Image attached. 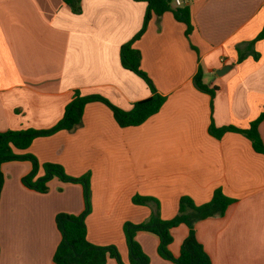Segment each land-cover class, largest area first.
<instances>
[{"label":"crops","instance_id":"crops-1","mask_svg":"<svg viewBox=\"0 0 264 264\" xmlns=\"http://www.w3.org/2000/svg\"><path fill=\"white\" fill-rule=\"evenodd\" d=\"M184 5L194 26L189 36L168 11L153 16L134 42L142 71L165 97L157 114L122 128L107 104L89 103L79 127L39 137L24 154L41 165L59 164L69 176L90 175L87 239L115 246L125 264V225L147 222L157 208L135 204V196L156 199L161 217L171 220L182 197L200 206L217 189L235 201L224 216L196 223L198 241L213 264H264V155L242 132L211 133L212 126L247 130L264 111V39L253 47L257 60L249 55L238 62V47L264 28V0ZM147 6L79 0L75 11L65 0H0V132L54 127L76 91L123 111L150 98L147 83L121 62V48L142 30ZM199 69L214 96L195 86ZM259 134L264 144V121ZM2 171L0 264H56L62 240L56 217L83 213V187L53 178L46 193L30 189L23 183L32 171L28 160L6 162ZM44 174L41 169L38 177ZM188 233L185 224L173 230L174 257ZM136 240L151 264H171L159 255L158 236L140 231Z\"/></svg>","mask_w":264,"mask_h":264},{"label":"trees","instance_id":"trees-1","mask_svg":"<svg viewBox=\"0 0 264 264\" xmlns=\"http://www.w3.org/2000/svg\"><path fill=\"white\" fill-rule=\"evenodd\" d=\"M79 0H65L75 8ZM147 2V12L144 26L136 37L121 48L122 66L140 76L149 86L152 96L146 100L133 104L130 111H123L112 105L106 98L99 95L82 96L76 91L72 101L66 106L63 118L52 128L46 130L27 129L19 131L0 132V198L5 176L2 165L6 162L17 160H28L32 163L31 173L23 179V183L39 193L48 191V183L53 178L62 182L80 184L83 187L85 208L82 214L72 215L60 213L56 217V223L62 240L54 254L53 260L56 264H107L109 258L115 259L118 264L123 263L121 256L115 246H97L87 239L86 217L92 210V190L90 175L81 177L69 176L59 164L41 165L35 156L24 154L33 141L39 137L51 136L60 131H72L82 124L84 110L87 104L102 102L107 104L113 111L118 124L122 128L136 127L145 123L150 117L157 114L164 102L165 97L158 94L149 76L140 67V52L134 47L147 28L153 16H162L171 11L175 19L186 25V35L189 36L193 29L191 8L189 5L175 6V0H141ZM264 39V28L257 37L248 42L245 47H238V62L243 61L247 56L252 55L256 60L259 54L255 52L254 45ZM195 86L204 92L214 96L216 88H211L204 82V72L199 69L194 77ZM264 121L263 113L251 123L247 130H240L233 126L216 129L211 127V133L221 137L226 132H242L251 140L254 150L264 155V144L259 134V125ZM44 171L42 177H38L40 170ZM234 199L226 196L221 189H217L210 202L203 205H196L189 197H182L179 203L178 214L171 220H164L159 211V202L156 199L135 196V204L155 203L157 208L151 218L140 225L127 223L124 227L127 246L129 250L128 264H151L149 256L143 251L141 245L135 240V235L140 231L150 232L158 236L160 244L159 255L171 262V264H213L210 256L196 236L195 225L201 220L216 216H224L228 207L234 203ZM185 224L189 228L187 238L184 240L178 257H174L169 247L173 242V230Z\"/></svg>","mask_w":264,"mask_h":264},{"label":"built area","instance_id":"built-area-1","mask_svg":"<svg viewBox=\"0 0 264 264\" xmlns=\"http://www.w3.org/2000/svg\"><path fill=\"white\" fill-rule=\"evenodd\" d=\"M191 0H175L174 3L176 6H183L184 4L190 2Z\"/></svg>","mask_w":264,"mask_h":264},{"label":"water","instance_id":"water-1","mask_svg":"<svg viewBox=\"0 0 264 264\" xmlns=\"http://www.w3.org/2000/svg\"><path fill=\"white\" fill-rule=\"evenodd\" d=\"M227 70H229V68L226 66V67L222 68L221 70H218V71L216 72V74H217V75H223L224 73L227 72Z\"/></svg>","mask_w":264,"mask_h":264},{"label":"rangeland","instance_id":"rangeland-1","mask_svg":"<svg viewBox=\"0 0 264 264\" xmlns=\"http://www.w3.org/2000/svg\"><path fill=\"white\" fill-rule=\"evenodd\" d=\"M72 177H75V176H72ZM73 184V183H72ZM92 211V210H91ZM125 233V232H124ZM136 236H137V234L135 235V240H136ZM125 238H126V236H125ZM137 241V240H136ZM150 258V257H149ZM150 261H151V259H150Z\"/></svg>","mask_w":264,"mask_h":264}]
</instances>
